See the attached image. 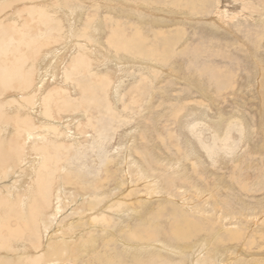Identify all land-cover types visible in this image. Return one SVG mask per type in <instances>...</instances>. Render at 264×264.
Returning <instances> with one entry per match:
<instances>
[{
	"label": "rangeland",
	"instance_id": "obj_1",
	"mask_svg": "<svg viewBox=\"0 0 264 264\" xmlns=\"http://www.w3.org/2000/svg\"><path fill=\"white\" fill-rule=\"evenodd\" d=\"M9 1H13L19 6H11L4 11L0 17L5 15L0 18V21L5 18H14L12 19L14 21L15 17H18L19 19L16 21L19 20V24L30 30V34H25L27 31L23 29L22 34L24 35L17 34V37H14L15 42L24 38L25 41H32V39L40 37L43 32L45 38L47 36V38L51 37L50 40H58L46 44L42 49L38 43L37 46H34L35 48L32 47L38 49L34 53H29L33 50H26L25 46L21 48L27 53L28 60L34 63L29 66L35 72H41L42 75L45 73L49 60L46 56L50 53L49 51L52 53L59 45H64L68 49L56 70L58 72L56 79H49L46 86L45 92L54 96L52 98L54 103L43 102V98H38L40 93H36L35 90L27 91L28 93L23 92V101L20 91L15 93L16 91L11 90L0 96L1 106L9 104L2 108V113L0 111L2 116L8 111L9 114L15 113L16 115L22 106L23 117H29L26 120H32L35 125L46 129L41 130V135L36 132V129H33L32 124V137L27 142L31 152L26 158L35 155L41 162L52 157L48 162V167L54 173L51 180L54 182L52 183L53 188H51L54 195L51 197L49 209L43 210L44 208L39 204L40 216L37 215L38 217L35 218H40V220L34 218V221H39L37 226L29 214L35 204L34 200L38 196L34 186L36 177L32 178L30 173L25 174L24 188L19 185L18 189H11L8 188L7 180L4 182L3 178L5 179L6 175L10 174L13 164H10L6 169L7 173L2 178L3 182L0 180V264L34 263L33 259L37 260L36 256L41 254L37 248L39 240L43 245H46L48 237H50L48 239L50 241L58 240L55 238L58 237V231L59 237L67 241L71 238L80 240L78 245L69 246L64 255L67 262L74 263L76 257H80L79 262L77 261L78 264H102L103 262V264H110L106 262V259L111 257L115 261L121 260L118 261V263L121 262L119 264H129L139 253L134 248L129 253L125 250L124 243L132 241L129 239L127 241L126 235L128 237L129 232L125 234L128 224L132 226L130 227L132 230L129 229L134 232H137L136 228L141 226L138 234H142L140 232L145 234L141 235L143 241L136 240V243L132 241L131 244L141 247L146 242L145 244L158 247L161 243L167 242L166 246L172 248V252H162L167 258L166 261H160L161 257H159L155 263L160 261L161 264H179L180 261L185 260V264L190 261L196 264L197 262L193 260L196 257L192 256L190 250H187V253L183 255L173 252V249L185 246L184 243L177 244V241L170 237L171 227L168 228V226L176 223L191 226L196 223L201 227L200 231L195 233L192 241L188 240L187 245L200 244L205 250L202 258L207 253L212 255L219 252L223 255L221 258L223 264H232V262L234 264H248V262L253 264L252 262L255 260L252 261V258L264 259V250L261 249L264 244L262 243V240L264 241V228H262L264 223L260 222L258 226H255L250 220L253 217L258 219L264 217V0H142L141 4L138 2L139 5L134 0H101L102 3L100 0H98L99 2L97 0H93L94 2L92 0L89 2L88 0H71L74 3L71 6L78 7L75 16L81 14L80 11L83 10L86 20L88 16L98 18L103 33L100 35L88 26L89 36L82 32L83 38H78V40L73 37L67 43L69 38L66 34L68 19L64 17L63 13H56L54 16L52 15V18H49L50 21L43 19L42 24L38 23L34 26L29 24L32 19L29 20L30 14L27 13V7H59L63 1L67 2L68 0H39V2L38 0L37 2L28 0L23 3L17 2L18 0ZM55 2L56 4H54ZM121 5L128 7L123 10ZM178 6L180 9L177 8ZM164 7L165 10H163ZM172 8H175L174 12H172ZM189 9L190 11L193 9L194 13ZM17 13H21V15L16 16ZM52 21L54 24L56 23L54 26ZM60 23L65 25L61 24V30L57 26ZM43 24L44 27H42ZM136 28L138 29L136 30ZM83 29L85 26L80 23L78 30L81 32ZM113 30H117L116 33L113 34ZM142 31L150 33L148 32L147 35ZM152 31H155L154 34ZM117 32L120 34L118 35ZM134 32H136L135 34L139 33L135 36ZM159 32H164L166 38L174 40H171L169 46L165 47L166 50L164 46L161 47L160 53L165 59L162 57L160 59H143L135 52L137 49L120 53L108 45L110 41L117 42L118 39H122L120 35L125 33L127 39L141 38L144 50L152 49L154 46L160 48L162 40L164 43L167 42L164 34L161 37ZM156 35H160L161 38ZM78 37L81 36L78 35ZM89 37L93 39L91 43L90 41H81L87 40ZM99 39L101 40L99 41ZM155 39L159 40L160 44L154 41ZM148 41L150 42L148 43ZM15 42L14 44H17ZM89 43L91 44L90 48L88 47ZM14 44H10V47L16 46ZM5 47L7 48L8 45L5 44ZM165 51L166 53L163 54L162 52ZM54 52L56 53V51ZM58 54L57 52L56 55L58 56ZM79 54L80 57H84L85 61L84 66L77 68L78 72L76 73L74 69H71V63L74 57ZM65 70L70 75L68 82H65ZM106 76H109V79ZM36 77V81L35 79L34 81L39 82L40 76ZM100 82L105 88L101 92L97 89ZM92 86L93 88L89 90ZM50 91L52 92L49 93ZM41 94L43 95V93ZM27 96L31 98L32 105L27 106L23 103L28 99ZM34 97L36 100L32 101ZM12 98H16L17 101ZM70 98L72 99L71 104L74 105L73 110L61 112L60 116L58 109L62 107L61 100L69 101ZM32 107L35 108L32 109ZM46 110H52L55 118L51 117L52 113L51 118L47 116ZM20 115L22 116L21 113ZM52 120L58 123L56 126L59 129L61 127V131L63 130L60 132L61 139L57 137L59 132H56L57 134L51 132V127L54 125ZM14 124L10 126H14ZM21 124L17 127H20ZM46 126L48 127L46 128ZM14 132L18 136V130L15 129ZM63 133L67 138L64 139ZM7 134L8 131H5L4 135ZM43 134H46L47 138L42 139ZM72 137H76V141ZM8 141L10 140L7 139ZM16 141L19 145L23 142L21 138ZM41 145L43 146L42 150L36 152L34 148L42 147ZM6 149L9 148L6 147ZM58 156H60L59 159ZM139 160L141 161L139 162ZM135 162L141 163L144 166L143 169H146L151 176H156L159 183L167 188L164 195L153 196L155 198L150 200L144 194L146 192H144L143 185L148 183L146 179H139V166ZM38 165L39 163L35 167ZM20 169L17 170L22 172ZM48 172L47 170L46 173ZM22 174L24 173L22 172ZM2 175L3 172H0L1 177ZM12 177L13 181H18L15 179L16 177ZM65 178H68L70 182H77L75 187H68L69 183L67 184V180L65 183ZM96 184L100 187L95 186ZM136 186L138 187L136 188ZM62 188L69 189L65 190L63 196L60 195ZM89 189L93 192H90ZM202 192H207L209 197L202 199L203 196H198ZM129 193H132L134 198L126 202H136L134 207L140 208L141 214L139 209L136 214L130 213L129 218L123 219L124 222L119 227H113L111 233L104 234L102 228L94 230L97 233H89L93 230L89 228H93L95 224H91L92 227H86L87 223L92 222V218L95 216L105 214L113 216L114 213L109 209L110 205L119 202L121 197ZM19 198L24 199L22 200L24 204L23 202H21L22 204L18 203ZM4 199L9 201L6 206L7 203L2 204L1 202ZM91 205L97 206L94 213H92L93 211L87 212ZM162 207L167 208L165 217L161 219L166 225L162 227V232L159 230L162 235L155 238L154 235L147 234V225L141 223L145 220L157 222L160 218V215H157V210ZM56 209H59L58 213ZM82 212H86L85 215ZM172 212L175 213V216H172ZM55 215L57 216L54 217ZM230 216H235L236 219L230 220ZM238 218H242V220ZM209 220L212 222L211 224L216 225L215 228L207 225ZM137 223L140 225L138 226ZM229 223L230 225H228ZM249 223L251 224L248 227L244 226ZM24 225L26 226L24 227ZM115 225L117 224L115 223ZM4 226L7 229H4ZM245 228L247 231L244 230ZM16 229L18 232L21 229L23 236L20 232L19 238L14 237L11 233ZM237 230L244 231L245 234H248H244V237L255 241L256 252L243 251L249 245V241L246 240L243 241V244L237 242L234 245L233 238L228 231ZM254 231L257 232L256 236ZM35 234L38 236L37 239ZM119 234L124 235L123 238ZM143 236H146V241ZM86 241H89L87 245L89 249L94 245L97 248L91 249V254L83 256L80 252L84 251ZM148 241L149 243H147ZM69 251L70 253H68ZM150 257H152L151 254ZM177 257H181L180 260ZM210 259L212 258L210 257Z\"/></svg>",
	"mask_w": 264,
	"mask_h": 264
},
{
	"label": "bare ground",
	"instance_id": "obj_2",
	"mask_svg": "<svg viewBox=\"0 0 264 264\" xmlns=\"http://www.w3.org/2000/svg\"><path fill=\"white\" fill-rule=\"evenodd\" d=\"M25 1H28V0H18L17 2H19V3H23V2H25ZM32 1V0H31ZM35 1V0H34ZM60 1V0H59ZM82 1V0H81ZM91 1V0H90ZM93 1V0H92ZM96 1V0H95ZM101 1V0H100ZM104 1V0H103ZM144 1H147V0H144ZM170 1H172V0H170ZM178 1V0H177ZM197 1V0H196ZM36 2H37V0H36ZM38 2H39V0H38ZM42 2H44V1H42ZM41 2V3H42ZM84 2V1H83ZM88 2H89V0H88ZM87 2V3H88ZM94 2V1H93ZM97 2H99L98 0H97ZM121 2H123V1H121ZM134 2H136L137 4H138V2H140V4L142 3V0H137V1H135L134 0ZM167 2V1H166ZM165 2V3H166ZM188 2V1H187ZM27 3V2H26ZM57 3H59V2H57ZM101 3H102V1H101ZM100 3V4H101ZM165 3H164V5H165ZM197 4L199 3V1L198 2H196ZM195 3V4H196ZM31 4V3H30ZM54 4H56V2L54 3ZM74 5V3H73V1H71V0H68L67 2H64L63 1V3H61L60 4V6L59 7H53V8H50V7H47V8H42V7H36V6H29V7H27V13H29L30 15V17H29V20L30 19H32V21H31V23L29 22V24L31 25V24H33L34 26L35 25H38V23H41V22H43V19H44V21L46 20L47 21V19L50 21L51 19H49V18H52V15L54 16L56 13L58 14V13H63V15H64V17H66L67 19H68V29H67V31H66V34H68V36L67 37H69L68 38V40L66 41V43L67 42H69L73 37H75V38H83V36H84V34L82 33V32H84L85 34H86V36H89V30H87L89 27L88 26H90V27H92V30L93 31H96V33H98V34H100V33H103L102 31H103V29H102V31H101V23H100V21L98 20V18H92V16L91 17H89L88 16V18H87V20L84 18V17H86V14H84L85 12L83 11V10H81L80 11V13L81 14H79V15H77V16H75L77 13H76V10H78L77 8L78 7H76V6H71V5ZM107 4V3H106ZM122 4V3H121ZM132 4V3H131ZM17 4H15V3H13V1H9V0H0V15L4 12V11H6L7 9H9V8H11V6H16ZM39 5V4H38ZM59 5V4H58ZM139 5V4H138ZM175 6H177L178 4H174ZM185 5H186V3H185ZM189 5V4H188ZM206 5H207V3H206ZM17 6H19V5H17ZM43 6V5H42ZM47 6V5H46ZM46 6H44V7H46ZM105 6V5H104ZM122 6V8H124L123 10H125L128 6H124V5H121ZM169 6H171L170 4H169ZM174 6V7H175ZM181 6V5H180ZM180 6H178L177 8H179ZM187 6V5H186ZM186 6H184V7H186ZM109 7V6H108ZM114 7L116 8V6L114 5ZM183 7V6H182ZM181 7V8H182ZM183 7V8H184ZM207 7V6H206ZM143 8V7H142ZM159 8V7H158ZM176 8V7H175ZM175 8H172L173 9V11L172 12H174L175 10ZM198 8H200V7H198ZM55 9H57V10H55ZM171 9V10H172ZM180 9V8H179ZM242 9V8H241ZM15 10V9H14ZM109 11H110V9H108ZM107 10V11H108ZM157 10V9H156ZM163 10H165V7H164V9ZM193 10V9H192ZM191 10V11H192ZM199 10V9H198ZM207 10V9H206ZM62 11V12H61ZM142 11H144V10H142ZM162 11V10H161ZM189 11H190V9H189ZM190 11V12H191ZM159 12V11H158ZM181 12V11H180ZM183 12V11H182ZM193 12V11H192ZM111 13V12H110ZM150 13V12H149ZM194 13V12H193ZM192 13V14H193ZM200 13V12H199ZM137 14V13H136ZM207 14V13H206ZM5 15V14H4ZM4 15H2V16H4ZM21 15V13H17L16 14V16H20ZM60 15V14H59ZM89 15V14H88ZM198 15V14H197ZM1 16V17H2ZM62 16V15H61ZM60 16V17H61ZM192 16V15H191ZM0 17V18H1ZM159 17H161V15H159ZM86 20H84V19ZM101 18V17H100ZM137 18V17H136ZM162 18V17H161ZM4 19V18H3ZM8 18H5V20L7 21H5V20H2V21H0V96H1V94L2 93H6V92H8V91H16L15 93H17V91H20V92H22V96H21V100L23 101V99H24V95H23V92L25 93V92H27V91H33V90H35V92L36 93H40V94H38V98L39 97H41V98H43V102H45V103H54L55 101H53V95H49V94H46V92H45V90H46V86L48 85V83H49V79H51V78H55L56 79V77H57V75H58V72L56 71L58 68H59V65H60V63L63 61V58L65 57V54H66V51H67V49L68 48H66V47H64V45H62V46H60L59 45V47L58 48H55L54 49V51H56V53L58 52L59 54H58V56L56 55V53L53 51L52 53H51V51H49L50 53L49 54H47V56H46V58L48 57L49 58V60H48V63H47V70L45 71V73L42 75L41 74V72L39 73L38 71L37 72H35L33 69H32V67H30L32 64H34V63H31V61L30 60H28V58L26 57V52H24V51H22L21 50V48H24L23 46H25V49L26 50H33V52H29V53H34V51L37 49H34L35 47L34 46H37V44L38 43H40V48L42 49L43 47L45 48V45L46 44H49V43H52V42H56V41H58V40H50L49 38H51V37H49V38H47V36H46V38H45V34L43 35V33L40 35V37H37L36 39H32V41H30V40H26L25 41V38L24 39H20L19 41H14V37H17V34L20 36V35H24V34H22V32H24L23 31V29L24 30H26L27 32H25V34H27V33H29L30 34V30H28L27 29V27L25 26H23V25H21V24H19V20L18 21H16V19H19L18 17H15V20L14 21H12V19H14V18H10V19H8ZM62 19V18H61ZM137 20H138V18H137ZM149 20V19H148ZM12 21V22H11ZM59 21H61V20H59ZM67 21V20H66ZM107 21V20H106ZM63 22V21H62ZM148 22V21H147ZM152 22V21H151ZM8 23H9V25H8ZM51 23H53V26L56 24H54V22L52 21ZM82 24L83 23V26H85V29H83V31H79L78 30V25L79 24ZM42 24V23H41ZM61 24L63 25V23H60V24H58L57 26H59L60 27V30H61ZM78 24V25H77ZM103 24V23H102ZM104 25V24H103ZM109 25V24H108ZM156 25V24H155ZM215 25V24H214ZM216 25H217V23H216ZM221 25V24H220ZM42 26V25H41ZM45 25L43 24V26L42 27H44ZM63 26H65V25H63ZM81 26V25H80ZM147 25H145V27H146ZM217 26H219V25H217ZM19 27V28H18ZM51 27V26H50ZM49 27V28H50ZM87 27V28H86ZM105 27V26H104ZM107 27V26H106ZM220 27V26H219ZM114 28V27H113ZM142 28V27H141ZM147 28V27H146ZM151 28V27H150ZM156 28V27H155ZM158 28V27H157ZM44 29V28H43ZM50 29H52V28H50ZM105 29V28H104ZM138 28H136V30H137ZM152 29V28H151ZM220 29V28H219ZM40 30H42V29H40ZM62 30H65V29H63L62 28ZM141 30V29H140ZM155 30V29H154ZM170 31H171V29H169ZM178 30H179V28H178ZM44 31H45V29H44ZM52 31V30H51ZM54 31V30H53ZM108 31V30H107ZM112 31V30H111ZM116 31L117 30H113V34L114 33H116ZM150 31V30H149ZM149 31H146L147 33L149 32ZM174 32H175V30H173ZM59 32V31H58ZM142 32H144V31H142ZM153 32V31H152ZM155 32V31H154ZM154 32H153V34H154ZM157 32V31H156ZM167 32H168V29H167ZM172 32V31H171ZM178 32V31H177ZM109 33V32H108ZM136 32H134V34H135ZM139 33V32H138ZM137 33V34H138ZM145 33V32H144ZM147 33H145V34H147ZM150 33V32H149ZM160 33V35H161V37H163L162 35L164 34V37H165V33L164 32H159ZM56 34H58V33H56ZM63 34H64V32H63ZM117 34L119 35L120 34V32H117ZM137 34H135V36L137 35ZM168 34V33H167ZM171 34V33H170ZM50 35V34H49ZM60 35V34H59ZM78 35L79 36H81V37H78ZM93 35V34H92ZM94 35H96V34H94ZM101 35V34H100ZM140 35H142V34H140ZM148 35V34H147ZM150 35H152V34H150ZM160 35H156V36H158V38H161L160 37ZM173 35V34H172ZM178 35V34H177ZM176 35V36H177ZM32 36V35H31ZM44 36V37H43ZM51 36V35H50ZM58 36V35H57ZM64 36H65V34H64ZM86 36H85V38H86ZM99 36V35H98ZM106 36V35H105ZM145 36V35H144ZM175 36V35H174ZM30 37V36H29ZM142 37V36H141ZM151 37V36H150ZM179 37V36H178ZM177 37V38H178ZM19 38V37H18ZM55 38H57V37H55ZM107 38V37H106ZM120 38H122V39H118V41L117 42H115V41H110V43L108 42V45H110V47L112 48V49H114L115 51H117V52H120V53H122V51L123 52H127V51H131L132 49H137L135 52L139 55V56H141V57H143V59L144 58H155V59H160L162 56V54L160 53V51H161V47H163L164 46V48L166 47V46H169V44H170V42H172V41H174V40H172V39H170V38H166V42L167 43H164V41L162 40L161 41V45L162 46H160V48H156L157 46H154L152 49H149V50H144V43L141 41V38H132V39H127L126 38V35H125V33L123 34V35H120ZM143 38V37H142ZM149 38V37H148ZM157 38V39H158ZM57 39H59V38H57ZM180 39V38H179ZM264 39V38H263ZM40 40V41H39ZM79 40V39H78ZM91 40H93V39H90V37L87 39V40H81L82 42H86V41H90V43H91ZM101 39H99V41H100ZM109 40V39H108ZM115 40V39H114ZM146 40H147V38H146ZM145 40V41H146ZM172 40V41H171ZM152 41V40H151ZM154 41H157L156 39L154 40ZM159 41V40H158ZM157 41V43H159ZM14 42L15 43H17V44H14ZM60 42V41H59ZM59 42H57V43H59ZM82 42H80L81 44H82ZM150 41H148V43H149ZM175 42H176V40H175ZM14 44V45H16V46H11L10 47V44ZM89 43V45H88V47L91 45ZM5 44L6 45H8V47L6 48L5 47ZM23 44H26V45H23ZM60 44V43H59ZM160 44V43H159ZM83 45V44H82ZM152 45V44H151ZM172 45H174V44H172ZM80 46V45H79ZM32 47H34V48H32ZM82 47V46H81ZM51 48H53L52 46H51ZM50 48V49H51ZM85 48H87V47H85ZM90 48V47H89ZM88 48V49H89ZM87 49V50H88ZM38 50V49H37ZM77 50V49H76ZM165 50H166V48H165ZM45 51V50H44ZM159 51V52H158ZM171 51V50H170ZM173 51H175L174 49H173ZM172 51V52H173ZM40 52H41V50H40ZM108 52V51H107ZM109 53V52H108ZM133 53V52H132ZM163 54H165L166 53V51L165 52H162ZM171 53V52H170ZM174 53V52H173ZM52 55H54V56H52ZM100 55V54H99ZM127 55V54H126ZM167 55V54H166ZM177 55V54H176ZM31 57V56H30ZM83 58V59H82ZM117 58H119V57H117ZM127 58V57H126ZM165 59V57H162V59ZM169 58V57H168ZM86 59H88V58H86ZM167 59V58H166ZM171 59V58H170ZM128 60V59H127ZM33 61V60H32ZM84 61H85V59H84V57H80V54H79V56H76V57H74V59L72 60V63H71V69H74L75 70V72L77 73L78 71H77V68H80V67H82V66H84ZM169 61V60H168ZM160 62V61H159ZM168 63V62H167ZM29 64H30V66H29ZM144 64V63H143ZM165 64V63H164ZM65 65V64H64ZM155 65H156V63H155ZM154 65V66H155ZM40 67V66H39ZM141 67H143V66H141ZM158 67V66H157ZM161 67V66H160ZM159 68V67H158ZM40 70V69H39ZM135 70V69H134ZM41 71V70H40ZM66 71V70H65ZM166 71V70H165ZM100 74V73H99ZM77 75V74H76ZM133 75V74H132ZM135 75V74H134ZM214 75V74H213ZM36 76H40V80H39V82H35L36 81ZM69 76L70 75H68V72L66 71V73H65V82H68L69 81ZM232 76V75H231ZM72 77V76H71ZM170 77V76H169ZM227 77H228V75H227ZM106 78L107 79H109V76H106ZM34 79H35V81H34ZM219 79H221V78H219ZM53 81V80H52ZM108 81V80H107ZM178 81V80H177ZM123 82V81H122ZM139 82V81H138ZM158 82V81H157ZM126 83V82H125ZM180 83V82H179ZM232 83V82H231ZM94 84V83H93ZM233 84V83H232ZM50 85V84H49ZM126 85V84H125ZM129 85V84H128ZM199 85V84H198ZM131 86V85H130ZM232 87V86H231ZM234 87V86H233ZM93 88V86L92 87H90V89L89 90H91ZM96 88V87H95ZM86 89V88H85ZM97 89H99V91L101 92V91H104V86H103V84L100 82L98 85H97ZM96 89V90H97ZM60 90H62V89H60ZM53 91V90H52ZM52 91H50L49 93H51ZM66 91V90H65ZM87 91V90H86ZM98 91V90H97ZM29 92V93H30ZM146 92V91H145ZM28 93V92H27ZM41 93H43V95L41 94ZM56 93H58V92H56ZM99 93V92H98ZM21 94V93H20ZM70 95V94H69ZM26 96V95H25ZM16 97V96H15ZM29 96H27V98H28ZM71 97V96H70ZM1 99V98H0ZM26 99V98H25ZM64 99V98H63ZM71 99V98H70ZM94 99V98H93ZM12 100H14V101H17V99L16 98H12ZM34 100H36L35 99V97L34 98H32V101H34ZM66 100V99H65ZM65 100H61V103H60V101H58V103H60V104H62V107L61 108H59L57 111H58V113H60V116H61V112H64V111H66L67 110V112H68V110H70V109H72L73 110V106L74 105H72L71 104V102H72V99L71 100H69V101H65ZM23 103H25V104H27V106L28 105H30L31 104V98H28V99H26ZM103 103V102H102ZM215 103V102H214ZM180 104V103H179ZM221 104V103H220ZM9 104L7 103V104H2V106L0 105V111H1V113H2V108L3 107H5V106H8ZM32 105V104H31ZM59 105V104H58ZM57 105V106H58ZM47 106H49V105H47ZM20 107V106H19ZM24 107V106H23ZM35 107H32V109H34ZM39 110V109H38ZM129 110H130V108H129ZM31 112V111H30ZM39 112V111H38ZM53 111L51 110H46V115L47 116H51V113H52ZM67 112H65V113H67ZM10 112L8 111V113L7 112H5L4 113V115L2 116L1 114H0V172H3V175H2V177L0 176V180H1V182H3L2 181V178H3V176H4V174H6L7 172H6V169L8 168V166H10V164H13L12 165V171L10 172V174H7L6 175V177H5V179L3 178V180H4V182L7 180V182L9 183V184H7L9 187L8 188H11V189H18L19 188V185H20V187H22V188H24L23 186H24V184H25V181H24V177H25V179H26V176H25V174H27L28 175V173H30L33 177L32 178H34V177H36V181H34V186H35V190H36V194L38 195L37 196V198L34 200V205H33V207L30 209L31 211L29 212V214L31 215V217L33 218V219H31V220H33L34 221V218L35 217H38L37 215H39L40 216V207H39V204H40V206H42L44 209L43 210H45V208L46 209H49V204H50V201H51V197H52V195H54V194H52V190H51V188H53V184L52 183H54V182H51V180H52V174H54V173H52L51 172V169L49 170V167H48V162L49 161H51V159L50 158H52V157H50L49 159H47L46 158V161L44 160V161H41V162H39V159L38 158H36L35 157V155L34 156H31V157H27L26 158V156H29L28 154H29V152H31V149H30V145H27V142H29L30 140H31V137H32V135H31V132H32V124H33V126H34V128L33 129H36V132H39V134H41L40 132H41V130H46L45 128H40L39 126H37V125H35L34 123H33V121L31 120V121H28V120H26V118L28 119L29 117L28 116H26V118L25 117H23L24 116V109L22 108V106H21V109H19V111H18V113L15 115V113L14 114H9ZM20 113L22 114V116L20 115ZM44 113V112H43ZM42 113V114H43ZM25 114H26V112H25ZM53 114V113H52ZM30 116V115H29ZM51 117H54L55 118V116H54V114H53V116H51ZM50 117V118H51ZM57 117V116H56ZM85 117V116H84ZM37 118V117H36ZM47 120V119H46ZM57 120V119H56ZM48 121V120H47ZM53 121V120H52ZM15 124H14V123ZM90 122V121H89ZM20 123H22L21 124V126L20 127H17ZM40 123V122H39ZM53 123H54V125H52V127H51V132H54V133H56V132H59V134H57L58 136V139H61V135H60V132H62L60 129H61V127H60V129H59V127L58 126H56V121H53ZM12 124H14V126H10V125H12ZM58 124V123H57ZM4 125V126H3ZM49 126V125H48ZM48 126H46V128L48 127ZM59 126H60V124H59ZM50 127V126H49ZM64 128V127H63ZM18 130V136H16L17 134H15V132H14V130ZM66 129V128H65ZM5 131H8V134L7 135H4V132ZM34 132V131H33ZM68 132V131H67ZM66 132V133H67ZM69 132H71V131H69ZM38 133H37V135H39ZM42 135V134H41ZM41 135H39V136H41ZM34 136V135H33ZM128 136V135H127ZM28 137V138H27ZM63 137H64V139L65 138H67L65 135H64V133H63ZM4 138V140L2 141V139ZM18 138H21L22 140H23V142L19 145L18 144V142L16 141ZM24 138V139H23ZM36 138V137H35ZM44 138H47V135L46 134H43V136H42V139H44ZM7 139L8 140H10V141H8L7 142ZM29 139V140H28ZM72 139H75V141H76V137L74 138V137H72ZM28 140V141H27ZM57 140V139H56ZM60 142V141H59ZM139 144V143H138ZM136 145V144H135ZM35 146H37V145H35ZM42 146V145H41ZM143 146V145H142ZM6 147H8L9 149H6ZM65 147V146H64ZM136 147V146H135ZM140 147V146H139ZM42 148H43V146L42 147H39V148H34V150L36 151V152H39L40 150H42ZM52 148V147H51ZM53 148H57V147H53ZM5 150H7V151H5ZM44 150V149H43ZM55 150V149H54ZM58 150V149H57ZM124 150V149H123ZM195 151V150H194ZM42 152H44V151H42ZM45 153V152H44ZM43 154V153H42ZM58 154V153H57ZM123 154V153H122ZM51 155V154H50ZM41 156V155H40ZM44 156H45V154H44ZM54 156L55 157H57L55 154H54ZM63 156V155H62ZM133 156V155H132ZM49 157V156H48ZM59 157L60 156H58V159H59ZM142 157V156H141ZM44 158V157H43ZM42 158V159H43ZM137 158V157H136ZM54 159H56V158H54ZM53 159V160H54ZM134 159V158H133ZM138 160V159H137ZM59 161V160H58ZM141 160H139V162H140ZM144 161V160H143ZM60 162V161H59ZM132 162H133V160H132ZM39 163V165L37 166V167H35L37 164ZM55 163H57L56 161H55ZM61 163V162H60ZM53 164V163H52ZM135 164L137 165V166H139V172H138V175L140 176V178L139 179H146L147 180V185H143V188H144V192H146V193H144V194H146V196L148 197V198H150V200H153L155 197H157V196H162V195H164L165 193H166V187L164 186V185H161V183H159V179L156 177V176H151L150 174H149V172L146 170V169H143V165L141 164V163H136L135 162ZM176 164V163H175ZM58 165V164H57ZM22 167V169H20ZM57 167V166H56ZM55 167V168H56ZM129 167V166H128ZM24 168V169H23ZM36 168V169H35ZM58 169H59V167H57ZM56 168V169H57ZM14 169V170H13ZM17 169H20L24 174H22V172H20L19 170H17ZM55 169V170H56ZM47 170L49 171L48 173H46L47 172ZM9 171V170H8ZM46 171V172H45ZM61 171V170H60ZM58 172H59V170H58ZM59 175V174H58ZM112 175V174H111ZM12 176H14V177H16L15 179H17L18 181H19V183H18V181H13V177ZM54 176V175H53ZM29 177V176H28ZM31 177V176H30ZM106 177V176H105ZM55 179V178H54ZM106 179V178H105ZM117 179V178H116ZM66 180L68 181L67 182V184H68V187H75V183L77 184V182H75V183H73V182H70L69 180H68V178H65V183H66ZM61 182H63V180H60ZM99 181V180H98ZM108 181V180H107ZM145 181V180H144ZM103 182V181H102ZM29 183H31V182H29ZM32 183H33V181H32ZM58 183H60V182H58ZM101 183V182H100ZM107 183V182H106ZM144 183H146V181L144 182ZM64 184V183H63ZM63 184H62V186H63ZM124 184V183H123ZM55 185V184H54ZM101 185V184H100ZM120 185V184H119ZM95 186H97V184L95 185ZM164 186V188H162ZM226 186V185H225ZM33 187V186H32ZM66 187H67V185H66ZM97 187H100V186H97ZM138 186H136V188H137ZM6 188H7V186H6ZM7 188V189H8ZM21 188V189H22ZM26 188V187H25ZM30 188V187H29ZM78 188V187H77ZM94 188V187H93ZM96 188V187H95ZM119 188V187H118ZM142 188V189H143ZM6 189V190H7ZM84 189V188H83ZM82 189V190H83ZM86 189V188H85ZM98 189V188H97ZM27 190H29V189H27ZM65 190H69V189H67V188H62V189H60V195H64V192H65ZM72 190H75V189H73L72 188ZM82 190H81V192H82ZM138 190H140V189H138ZM165 190V192H163ZM31 191V190H30ZM89 191H90V189H89ZM92 191V190H91ZM90 191V192H91ZM96 191H98V190H96ZM109 191V190H108ZM85 192V191H84ZM87 192V191H86ZM93 192V191H92ZM58 193V192H57ZM109 193V192H108ZM143 193V192H142ZM24 194V193H23ZM22 194V195H23ZM87 194V193H86ZM93 195V194H92ZM99 195V194H98ZM100 195H101V193H100ZM26 196V195H25ZM32 197H33V195H31ZM108 196V195H107ZM123 196V195H122ZM153 196H155V197H153ZM198 196H203V197H201L202 199H205V198H208L209 196H208V194H207V192H202L201 194H198ZM105 197H106V194H105ZM24 198V197H23ZM21 199V198H19L18 200H19V202L18 203H21V202H23L22 200H24V199ZM26 198V197H25ZM54 198V197H53ZM59 198V197H58ZM108 198V197H107ZM133 198H134V196L132 195V193H129V194H127L126 196L124 195V197H121V199L119 200V202L117 201V203H115L114 202V205H110L111 207L109 208L111 211H112V213H114V215L112 216V215H107V214H105V215H100V216H95V217H93L92 218V222H89V223H87L88 225H86V227L88 226V227H90L91 226V224H95V226L93 225V228H89V229H93V230H91L89 233H92V232H96V231H94V230H97V229H99V228H102V231L104 232V234H108V232L109 233H111V231H112V228L113 227H116L117 228V226L119 227V225H121V224H123V219H128L129 218V216L131 215L130 213H137L138 211V209H139V212H140V208H138V209H136V207H134V204H136V202H131V203H129V202H126V201H129V200H133ZM135 198H136V196H135ZM146 198V197H145ZM144 198V199H145ZM33 199V198H32ZM103 199V198H102ZM115 199V198H114ZM118 199V198H117ZM6 199H4V200H2L1 202H2V204L4 203H7V204H5V206L6 205H8V203H9V201H5ZM64 200V199H63ZM145 200H147V199H145ZM57 201V200H56ZM62 201V200H61ZM135 201V200H134ZM137 201V200H136ZM214 201H216V200H214ZM64 202V201H63ZM138 202V201H137ZM29 203V202H28ZM27 203V204H28ZM62 203V202H61ZM78 203V202H77ZM103 203V202H102ZM104 203H105V201H104ZM140 203H141V201H140ZM1 204V203H0ZM22 204V203H21ZM23 204H24V202H23ZM215 204V203H214ZM52 205V204H51ZM55 205V204H54ZM59 205V204H58ZM65 205V204H64ZM70 205V204H69ZM143 205V204H142ZM22 206V205H21ZM144 206V205H143ZM41 207V208H42ZM76 207V206H75ZM78 207V206H77ZM167 207V206H166ZM166 207H162V209L161 208H159L158 210H157V215H160V218H159V220L157 221V222H154V221H151V220H145L143 223H141V224H145V225H147L146 227H147V230H146V232H147V234L148 235H154V237L156 238V237H160V235H162V234H160L159 233V230H160V232H162L161 230H162V227L164 226V225H166L165 224V222L164 221H162L161 219L163 218V217H165V215L164 214H166L165 213V210H167V208ZM8 208V207H7ZM82 208V207H81ZM87 208V207H86ZM96 208H97V206L95 205H91V206H89V208L87 209V212H92V213H94V210H96ZM14 209V208H13ZM16 209V208H15ZM73 209V208H72ZM57 210V213L59 212V209H56ZM69 210H71V209H69ZM82 210V209H81ZM48 211V210H47ZM86 211V210H85ZM42 212V211H41ZM49 212V211H48ZM79 212V211H78ZM103 212H106V211H103ZM218 212V211H217ZM223 213H225L224 211H222ZM52 213V212H51ZM85 213L86 212H82V214L83 215H85ZM220 213H221V211H220ZM227 213V212H226ZM49 214V213H48ZM63 214H65V213H63ZM91 214V213H90ZM130 214V215H129ZM140 214H141V212H140ZM139 214V215H140ZM58 215V214H57ZM57 215H55L54 217H56ZM66 215V214H65ZM98 215V214H97ZM223 215V214H222ZM255 215V214H254ZM10 216V215H9ZM12 216V215H11ZM53 216V215H52ZM91 216V215H90ZM172 216H175V213L174 212H172ZM225 216H226V214H225ZM48 217V216H47ZM240 217H241V215H240ZM244 217H245V215H244ZM134 218V217H133ZM220 218V217H219ZM227 218V217H226ZM260 218V217H259ZM36 220L37 219H39L40 220V218H35ZM121 219H122V223H121ZM236 218H235V216H230V220H235ZM239 220H242V218H238ZM86 220V219H85ZM85 220H83V221H85ZM130 220V219H129ZM250 220H252L251 222L252 223H254L255 224V226H258L259 224H260V222H263L264 223V217L262 218V219H258L257 217H253L252 219H250ZM81 221V220H80ZM131 221V220H130ZM129 221V222H130ZM223 222L225 221V218H224V220H222ZM34 222H36V224H37V226H38V222L39 221H34ZM132 222V221H131ZM209 223L207 224L208 226H210L211 225V227H213V228H215V224H211L212 222L209 220L208 221ZM223 222H221V223H223ZM79 223H81V222H79ZM83 223V222H82ZM115 223L117 224V225H115ZM126 223H128V222H126ZM75 224V223H74ZM136 224V223H135ZM251 223H249V224H245L244 226H247L248 227V225H250ZM46 225H47V220H46ZM45 225V226H46ZM70 225V224H69ZM137 225L139 226L140 224H138L137 223ZM228 225H230V223L228 224ZM26 225H24V227H25ZM36 226V227H37ZM49 226V225H48ZM243 226V225H242ZM243 226V227H244ZM263 227L262 228H264V225H262ZM32 227V226H31ZM71 227V226H70ZM92 227V226H91ZM130 227H132V226H130L129 224L126 226V228L127 229H125L126 230V233L125 234H127V232H129V234H128V237H127V235H126V238H127V241H128V239L129 240H132V241H134V243H136L135 241L136 240H141V241H143V239H142V237H141V235L142 234H144V232H140V233H142V234H138V231H140L141 230V226H140V228H136L138 231L137 232H134V231H131L132 229L130 228ZM146 227H144L143 226V228H146ZM165 227V226H164ZM171 227V229H170V231H169V234H170V237L172 238H174L176 241H177V244L178 243H184L185 244V246L184 247H177V248H175V249H173V252L174 253H176V254H179V255H183V254H185V253H187V250H190V252H191V254H192V256H195L196 257V259H193L194 260V262L196 261L197 263L196 264H223L222 263V261H223V259H221L222 257H223V255H221L219 252H217V253H215V254H212V255H210V253H207V255L204 257V258H202L203 256V254H205V250L203 249V247L200 245V244H191V245H187V242H188V240H191L192 241V238L194 237V235H195V233L196 232H199L200 231V229H201V227H199V225L198 224H194V225H184V223L182 224V225H180L179 223H176V224H173V225H170V226H168V228H170ZM221 227L223 228V224L221 225ZM4 229L6 228L7 229V227H3ZM83 228V227H82ZM115 228V229H116ZM131 230H130V229ZM134 228V227H133ZM27 229V228H26ZM49 229V228H48ZM249 229V231H250V228H248ZM17 230V231H16ZM16 230H14V232L13 233H11L14 237H18V235H20V232H21V235L23 234V231L21 230V229H19L20 230V232H18V229H16ZM46 230V229H45ZM124 230V229H123ZM142 230H144V229H142ZM244 230H246V228L244 229ZM254 230H256V228H254ZM31 231V230H30ZM58 231V230H57ZM247 231V230H246ZM113 232V231H112ZM255 232V231H254ZM38 233V232H37ZM58 233V237H55L56 239H58V240H54V241H50V240H48L50 237H48L47 238V241H46V245H43V243H41V241L39 240V244H37L38 246H37V248H38V250L40 251V255L38 254L36 257H38V259L36 260L35 258L33 259V261H34V263L35 264H76L77 263V261L79 260V258L80 257H76V260H75V262L74 263H71V262H67V260L65 259L66 257L64 256L66 253H67V251H68V249H69V246H75V245H78V243H79V241L80 240H76V239H73V238H71V239H69V241H67L66 239H63L62 237H59V231L57 232ZM97 233V232H96ZM228 233H229V235L230 236H232V241L234 242V245H236L237 244V242H240V243H242L243 244V241L244 240H246V241H249V245H247L248 246V248H244L243 249V251H245V250H249V252H256L255 251V247H256V244H255V241L253 240H249V238H247V237H244L245 235H248V234H245V232L244 231H242V230H240V231H228ZM253 233V232H252ZM51 234V233H50ZM56 234V233H55ZM73 234V233H72ZM168 234V235H169ZM245 234V235H244ZM36 235V239L38 238V236H37V234H35ZM46 235V234H45ZM69 235V234H68ZM87 235H88V233H87ZM120 235V234H119ZM145 235V234H144ZM159 235V236H158ZM244 235V236H243ZM257 235V232H255V236ZM260 235V234H259ZM23 236V235H22ZM74 236V235H73ZM120 236H122V238H123V236L124 235H120ZM254 236V235H253ZM46 237H47V235H46ZM82 237H83V235H82ZM99 237H101V236H99ZM109 237V236H108ZM19 238V237H18ZM84 238V237H83ZM111 238V237H110ZM143 238H145V241L147 240L146 239V236H143ZM164 237L162 236V239H163ZM258 238V237H257ZM35 239V238H34ZM107 239V238H106ZM105 239V240H106ZM170 239V238H169ZM20 240V239H19ZM115 240V239H114ZM119 240H121V239H119ZM110 241V240H109ZM113 241V240H112ZM111 241V242H112ZM129 242V244H128V242L127 243H124L125 245V250L126 251H128V253H129V251L131 250V249H135L139 254H136V257H134L135 259H133V261H130V263L129 264H154L155 263V260H157L159 257H161V260L160 261H166L167 260V258L165 257V255H163V251H171L172 252V248L170 247V248H168L166 245H167V242L165 243V244H160L158 247L157 246H150V244H145L144 242V244H142V246L140 247V246H138V245H134V244H131V243H133V242ZM139 241H137V243L139 244ZM159 241V240H158ZM161 241V240H160ZM164 241H165V238H164ZM21 242H22V240H21ZM124 242H126V241H124ZM162 242V241H161ZM88 243H89V241H86V243L84 244V247H85V249H84V251L81 253L80 252V254L81 255H83V256H86V255H89V254H91V249H95V248H97L95 245L91 248V249H89L88 248ZM110 243V242H109ZM118 243V242H117ZM147 243H149V241L147 242ZM154 243V242H153ZM159 243V242H158ZM261 243V242H260ZM262 243H264V241L262 240ZM261 243V244H262ZM114 244H116L115 242H114ZM177 244H176V246H177ZM252 244V246H250ZM117 245V244H116ZM120 245V244H119ZM141 245V244H140ZM240 245V244H239ZM44 246V247H43ZM112 246V245H111ZM123 246V247H124ZM168 246H169V244H168ZM109 247V246H108ZM120 247V246H119ZM173 247V246H172ZM113 248V247H112ZM261 248V247H260ZM106 249V248H105ZM119 249V248H118ZM123 249V248H122ZM262 251L264 250V244H263V246H262ZM124 250V249H123ZM156 250H158V252H156ZM115 251V250H114ZM259 251V250H258ZM101 252V251H100ZM68 253H70V251L68 252ZM105 253V252H104ZM107 253V252H106ZM170 253V252H169ZM85 254V255H84ZM94 254V253H93ZM101 254V253H100ZM100 254H98V255H100ZM111 254V253H110ZM112 254H113V252H112ZM124 255L126 254V253H123ZM123 254H121V255H123ZM132 254H134V253H132ZM143 254V255H142ZM150 254L152 255V257H150ZM121 255H119V256H121ZM235 255L237 256V257H239L238 256V254L237 253H235ZM101 256V255H100ZM109 256V255H108ZM107 256V257H108ZM112 256V255H111ZM117 256H118V254H117ZM129 256H130V254H129ZM65 257V258H64ZM94 257V256H93ZM96 257V256H95ZM98 257V256H97ZM122 257V256H121ZM127 256H125V258H126ZM210 257L212 258V259H210ZM113 258H114V256H113ZM119 258V257H118ZM128 258V257H127ZM130 258V257H129ZM177 258H179V257H177ZM181 258V257H180ZM180 258H179V260H180ZM70 259V258H69ZM87 259V258H86ZM100 259H101V257H100ZM106 259V258H105ZM117 259V258H116ZM245 259V258H244ZM253 260L252 261H254V262H252L253 264H262L263 262H264V259H261V260H259V259H254V258H252ZM96 260V259H95ZM125 260V259H124ZM128 260V259H127ZM126 260V261H127ZM170 260V259H169ZM168 260V261H169ZM225 260H227V259H225ZM97 261V260H96ZM102 261V260H101ZM118 261H121V260H118ZM118 261H115V259H111V257L110 258H107L106 259V262H108V263H110V264H119V263H121V262H119L118 263ZM160 261H159V263H155V264H161L160 263ZM167 261V262H168ZM173 261V260H172ZM217 261V262H216ZM247 261V260H246ZM79 262V261H78ZM100 262V261H99ZM128 262V261H127ZM181 262V261H180ZM180 262H179V264H180ZM185 260L184 261H182L181 262V264H185ZM216 262V263H215ZM34 263H32V264H34ZM104 263V262H103ZM102 263V264H103ZM123 263H125L124 261H123ZM189 263H191V261L190 262H187V264H189ZM78 264V263H77ZM191 264H195V263H191ZM228 264V263H227ZM232 264H234L233 262H232ZM242 264V263H241ZM244 264H246V263H244ZM248 264H251L250 262H248Z\"/></svg>",
	"mask_w": 264,
	"mask_h": 264
}]
</instances>
